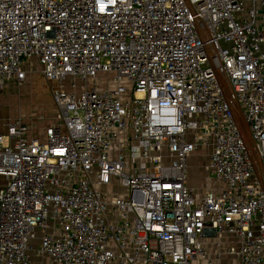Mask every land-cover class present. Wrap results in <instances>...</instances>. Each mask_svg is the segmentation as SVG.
Returning <instances> with one entry per match:
<instances>
[{"label":"built area","instance_id":"2783aa9c","mask_svg":"<svg viewBox=\"0 0 264 264\" xmlns=\"http://www.w3.org/2000/svg\"><path fill=\"white\" fill-rule=\"evenodd\" d=\"M35 66L71 90L0 123V264H264V0H0V94Z\"/></svg>","mask_w":264,"mask_h":264},{"label":"rangeland","instance_id":"374dc122","mask_svg":"<svg viewBox=\"0 0 264 264\" xmlns=\"http://www.w3.org/2000/svg\"><path fill=\"white\" fill-rule=\"evenodd\" d=\"M39 69L35 66L32 73L21 84L9 83L0 94V123L2 129L8 122L22 120L27 123L32 130H40L49 126L54 119L56 110L53 103L52 93L58 87H63L70 91L68 83L65 81L61 85L57 82H46L40 75ZM112 74L100 73L96 80H88L89 89L94 85L97 89L113 88ZM80 86V85H78ZM242 123V121H241ZM206 162L201 153H196L188 160V184L196 189L213 188L215 183L213 178H206L203 173ZM3 184V179L0 178ZM116 191V190H115ZM226 244L222 245L220 259L221 264H233L234 259L226 252Z\"/></svg>","mask_w":264,"mask_h":264},{"label":"crops","instance_id":"0c3cea01","mask_svg":"<svg viewBox=\"0 0 264 264\" xmlns=\"http://www.w3.org/2000/svg\"><path fill=\"white\" fill-rule=\"evenodd\" d=\"M7 85V84H6ZM5 85V86H6ZM5 88V87H4ZM13 122V121H12ZM8 123H11V122H8ZM43 131H44V128L43 129H40V130H32V128H31V133L32 134H35V135H38V136H42V134H43ZM0 185H2L1 183H0Z\"/></svg>","mask_w":264,"mask_h":264},{"label":"bare ground","instance_id":"6f19581e","mask_svg":"<svg viewBox=\"0 0 264 264\" xmlns=\"http://www.w3.org/2000/svg\"><path fill=\"white\" fill-rule=\"evenodd\" d=\"M235 116H236V119H237L238 123H239L241 126H243V125L241 124V121H240L239 111L236 110V109H235ZM26 124H27V123H26ZM27 125H28V124H27ZM244 135H245L246 138H247V133L244 132Z\"/></svg>","mask_w":264,"mask_h":264}]
</instances>
